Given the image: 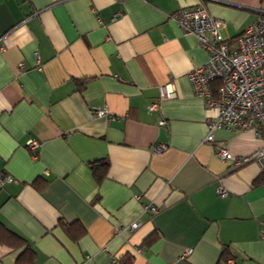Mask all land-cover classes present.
Masks as SVG:
<instances>
[{
  "label": "crops",
  "instance_id": "obj_1",
  "mask_svg": "<svg viewBox=\"0 0 264 264\" xmlns=\"http://www.w3.org/2000/svg\"><path fill=\"white\" fill-rule=\"evenodd\" d=\"M196 5L232 43L264 16V0H0V170L13 179L0 230L25 242H0V264H264V170L216 155L223 143L248 158L261 138L205 140L215 111L188 75L208 53L170 18ZM164 85L175 97L159 101Z\"/></svg>",
  "mask_w": 264,
  "mask_h": 264
},
{
  "label": "built area",
  "instance_id": "obj_2",
  "mask_svg": "<svg viewBox=\"0 0 264 264\" xmlns=\"http://www.w3.org/2000/svg\"><path fill=\"white\" fill-rule=\"evenodd\" d=\"M170 18L183 34L193 35L199 46L208 53L206 64L195 68L188 75L194 96L203 100L205 110L215 111V120H207L208 134L205 140L214 141V129L253 130L261 138L262 145L251 156L237 160L223 143L216 146V155L225 163L233 160L241 164L252 160L264 170V16L248 25L232 44L222 37L224 22L212 18L201 5L180 8ZM34 57L39 69L36 52ZM213 81L220 82L216 95H213L210 86ZM173 97L175 92L169 85L159 88V101ZM159 101L151 103L149 110H156ZM94 115L112 117L105 109L96 110ZM159 124L163 125L164 121ZM37 146L34 140L28 142L31 150ZM164 148V145H159L154 150L160 152ZM12 181V177L0 170V189ZM219 193L221 196L226 195L223 190H219ZM139 225L133 223L129 230H136ZM260 238L264 240V227L260 230ZM192 252L191 248L185 249L181 258H187ZM221 264L236 263L232 258H227Z\"/></svg>",
  "mask_w": 264,
  "mask_h": 264
},
{
  "label": "trees",
  "instance_id": "obj_3",
  "mask_svg": "<svg viewBox=\"0 0 264 264\" xmlns=\"http://www.w3.org/2000/svg\"><path fill=\"white\" fill-rule=\"evenodd\" d=\"M232 42H233L232 40L228 41L229 44H232ZM210 86L213 95H216V92L220 86V82L213 81ZM108 168H109V164L107 161L94 162L90 165L92 175L97 183H99L103 178L106 177ZM261 183H264V172H262L261 175L255 180V184H261ZM65 230L67 235L73 240L77 239L82 234L81 231L78 232L77 230H72L69 228H66ZM0 242L10 245L14 248H19V247L21 248L25 243L19 236L9 232L5 228L0 230ZM27 251L28 249L25 248L24 252L27 253ZM227 258L228 256H225V258L223 259L225 260Z\"/></svg>",
  "mask_w": 264,
  "mask_h": 264
}]
</instances>
